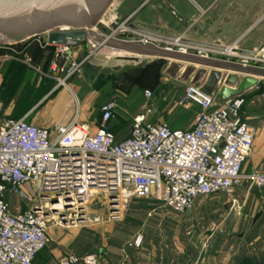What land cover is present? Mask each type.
I'll return each mask as SVG.
<instances>
[{
	"label": "built area",
	"instance_id": "1",
	"mask_svg": "<svg viewBox=\"0 0 264 264\" xmlns=\"http://www.w3.org/2000/svg\"><path fill=\"white\" fill-rule=\"evenodd\" d=\"M131 30L123 33L137 35ZM120 36L124 35L111 34L106 39L163 49L162 40L156 37ZM87 41L93 49L102 44L91 38ZM80 44L56 47L51 72L54 77L64 74L63 84L78 70L73 52ZM177 52L199 57L205 52L206 56L222 54L243 68L264 69V45L251 55L228 48L226 52H202L187 46ZM145 96L151 99L153 94L146 91ZM185 96L202 111L192 129L173 130L167 124L153 123L149 120L153 109L148 107L134 118L131 135L123 141H117L110 130L116 101L101 108L96 132L77 118L78 123L52 128L25 119L7 121L0 128V264H35L52 243L51 229H76L90 221L89 201L96 196L105 202L107 220L116 222L124 218L134 199L151 197L182 214L200 198L233 196L243 183L264 188V173H244L256 137V129L241 114L244 98L218 102L194 85L187 87ZM8 194L29 209L14 213L6 201ZM34 204L40 210H34ZM141 244L138 235L131 246ZM97 263L94 256L68 255L59 264Z\"/></svg>",
	"mask_w": 264,
	"mask_h": 264
},
{
	"label": "crops",
	"instance_id": "2",
	"mask_svg": "<svg viewBox=\"0 0 264 264\" xmlns=\"http://www.w3.org/2000/svg\"><path fill=\"white\" fill-rule=\"evenodd\" d=\"M150 1L152 0L148 3ZM146 5L147 3H143L139 7L137 11L139 20L132 25L167 37L225 47L232 51L255 53L264 45V0H158L142 12ZM162 9L164 10L163 17ZM197 48L202 52L206 50L201 47ZM111 49L118 55L126 54L129 57L140 59L153 58L123 52L112 47ZM47 50L48 48L44 49V53L37 55L33 63L27 60L28 53L25 54L24 60L9 56L0 57V128L7 121L17 119H25L36 126L52 128L55 125H70L77 118L79 123L88 125L92 132H96L101 116L99 119L90 121L89 110L84 106H81L82 112L76 115L74 96L67 85L64 88H60L58 83L56 87L51 86L55 78L48 72L49 58L43 55ZM211 60H214V64L204 67L207 75L198 85L199 87L203 88L213 71H221L225 77L232 73V70L243 68L222 57ZM182 63L177 61L173 67L175 64H180L181 68H174L184 71L190 66L195 68V72L190 77L191 85L195 73L202 67L188 64L189 66L183 68ZM217 63L226 65L230 69L222 70ZM246 69L249 74L259 79V85L242 97L250 99L251 106L255 102H261L264 105V69ZM35 85L42 91L43 99L37 104L21 100L23 91L26 88H35ZM221 86L222 84L219 88ZM213 96L216 98V94ZM39 108L46 114L45 119L48 122L39 123V118L35 116ZM255 125L254 151L244 167L245 174L264 173V120L256 119ZM131 127L132 124L130 131L122 129L121 125L116 122V117L110 123V130L117 141L128 138L131 135ZM233 200L236 201L235 204L232 203ZM6 201L14 213L29 209L27 204L10 194L7 195ZM213 201L212 206L195 207L187 214L188 217L195 218L196 222L202 226L203 240L200 244L197 243L198 259L195 263L182 260L177 264H264V188L251 187L249 183H243L236 188L233 196L221 194L214 196ZM136 202L131 203L125 217L131 219L134 226L140 217ZM98 228L102 232L116 233L115 249L111 250L112 247L108 244L95 250L93 245L81 246L80 244L86 243L88 238L80 235V230L74 235L65 236L63 230L53 229L51 237L54 248L51 254H41V252L35 264H59L68 255L79 259L88 256L104 260L114 258L116 262L124 263L126 261V239L130 237L128 233L125 237L124 225L111 223L106 226V230L101 227L95 230ZM205 232H207V237L204 235ZM137 236L138 234L135 233L127 242L131 245ZM110 262L114 263L111 260Z\"/></svg>",
	"mask_w": 264,
	"mask_h": 264
},
{
	"label": "rangeland",
	"instance_id": "3",
	"mask_svg": "<svg viewBox=\"0 0 264 264\" xmlns=\"http://www.w3.org/2000/svg\"><path fill=\"white\" fill-rule=\"evenodd\" d=\"M148 1L114 0L96 23V32L103 39L111 34L124 35L120 37L126 39L145 36L138 31L134 32L139 36L123 32L124 29L131 30L130 26L139 20L137 11L143 3H147V5L142 9V12L158 0H152L149 3ZM161 12L163 17L164 10L162 9ZM54 30L58 31L59 29L55 27ZM161 45L163 49L170 48L174 52L186 47L183 44H175L166 40H162ZM46 48L48 50L43 55H47L46 57L50 60L48 72L52 74L51 63L56 47L47 45L46 35L23 44L0 45V57L9 56L24 60L25 54L28 53L27 60L33 63L37 55L41 52L44 53ZM192 54L199 55L196 51H193ZM204 55L205 58L209 59L221 57L224 60L228 59L220 54L209 53L206 56L205 52ZM120 56L129 57L126 54H116L105 43L100 44L97 49H93L87 39L75 49L73 58L78 65V70L64 84L67 85L74 96L76 115L82 112L81 106H84L89 110L90 121L99 119L101 108L111 101H116L118 103L116 122L125 131H130L134 118L148 107L153 109L149 116L151 122L167 124L173 130L187 131L192 129L197 116L202 111L187 102L185 93L190 85L191 76H188L183 69L177 70L173 67V64L177 61L153 57L151 59L142 58L137 63H126L121 61ZM187 65L182 63L183 68ZM52 77L55 78L52 80V87H56L58 83L60 88H64L62 83L65 77L64 74ZM146 91L152 92L151 99L146 98ZM43 97L42 91L37 89L35 85V88H26L20 99L37 104ZM241 114L249 125L255 129L256 119L264 120V105L261 102H255L251 106V100L244 98ZM35 116L39 118V123L48 122L45 119L46 114L40 108L35 112ZM132 202H136L139 208L140 217L135 222V226L132 225L133 221L131 219L125 218ZM132 202L127 207L121 221L109 222L104 200L99 196L91 198L88 216L90 221L76 229L63 230L65 236L68 234L74 235L76 231L80 230V235L88 238L86 243L80 244L81 246L93 245L95 250L108 244L113 250V248H116L114 246L116 244V233L102 232L99 228L98 230L95 229L101 227L106 230V226L111 225V223H121L126 230L125 237L128 236L127 233L130 236L126 239V261L118 263L114 258L109 260L97 258V264H177L178 261L182 262V260L196 262L198 259L197 243L202 242V232L204 231L202 226L196 222V219L191 216L188 217L187 214L195 207L212 206L214 203L213 197L198 199L194 206L182 214L171 211L151 197L134 199ZM98 218L101 223L95 222V219ZM205 228L207 229V227ZM52 230H50V234H52ZM135 233L142 236V244L139 248L131 247L133 242L131 245L128 243ZM204 235L207 237V232ZM53 248L54 245L50 243L48 248L41 254L50 255Z\"/></svg>",
	"mask_w": 264,
	"mask_h": 264
},
{
	"label": "water",
	"instance_id": "4",
	"mask_svg": "<svg viewBox=\"0 0 264 264\" xmlns=\"http://www.w3.org/2000/svg\"><path fill=\"white\" fill-rule=\"evenodd\" d=\"M114 0H0V45L21 44L32 39L47 36V45L51 47L66 46L69 42H84L91 38L97 42L118 49L123 52L135 53L139 56H151L171 59L190 65L202 67L194 75L191 85L198 86L206 77L207 71L204 67H210L214 60L209 58L186 55L155 47H143L134 43H125L110 39H103L95 30L96 23L104 15L105 11L112 5ZM58 27V31H55ZM131 29L144 35L156 37L170 42L189 44L208 50L226 52L227 48L194 43L183 39H175L160 35L134 25ZM234 52L242 55H251L243 51ZM121 61L140 62L136 57H120ZM222 70L230 69L228 66L217 63ZM175 68H181L175 64ZM233 72L223 76L221 71L210 73L203 85V90L208 94H216L218 102H225L232 98L242 97L249 90L259 85V79L249 74L246 68H237ZM194 67H188L185 73L192 76ZM245 75V77H241ZM220 84L222 86L219 88ZM78 123L77 120H75ZM56 202V199L52 200ZM34 210H40L38 204H34Z\"/></svg>",
	"mask_w": 264,
	"mask_h": 264
},
{
	"label": "bare ground",
	"instance_id": "5",
	"mask_svg": "<svg viewBox=\"0 0 264 264\" xmlns=\"http://www.w3.org/2000/svg\"><path fill=\"white\" fill-rule=\"evenodd\" d=\"M121 57V56H120Z\"/></svg>",
	"mask_w": 264,
	"mask_h": 264
}]
</instances>
